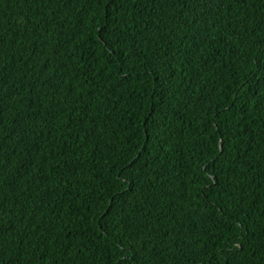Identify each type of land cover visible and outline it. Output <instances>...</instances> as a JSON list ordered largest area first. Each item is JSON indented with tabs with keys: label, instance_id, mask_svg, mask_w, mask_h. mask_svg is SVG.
I'll return each mask as SVG.
<instances>
[{
	"label": "trees",
	"instance_id": "trees-1",
	"mask_svg": "<svg viewBox=\"0 0 264 264\" xmlns=\"http://www.w3.org/2000/svg\"><path fill=\"white\" fill-rule=\"evenodd\" d=\"M264 0H0V264H264Z\"/></svg>",
	"mask_w": 264,
	"mask_h": 264
},
{
	"label": "snow or ice",
	"instance_id": "snow-or-ice-1",
	"mask_svg": "<svg viewBox=\"0 0 264 264\" xmlns=\"http://www.w3.org/2000/svg\"><path fill=\"white\" fill-rule=\"evenodd\" d=\"M262 70H264V69H262Z\"/></svg>",
	"mask_w": 264,
	"mask_h": 264
}]
</instances>
